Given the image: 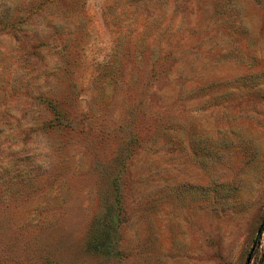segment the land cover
<instances>
[{"label":"rangeland","instance_id":"1","mask_svg":"<svg viewBox=\"0 0 264 264\" xmlns=\"http://www.w3.org/2000/svg\"><path fill=\"white\" fill-rule=\"evenodd\" d=\"M264 264V0H0V264Z\"/></svg>","mask_w":264,"mask_h":264},{"label":"water","instance_id":"2","mask_svg":"<svg viewBox=\"0 0 264 264\" xmlns=\"http://www.w3.org/2000/svg\"><path fill=\"white\" fill-rule=\"evenodd\" d=\"M251 261V256H249L248 260H247V264H250Z\"/></svg>","mask_w":264,"mask_h":264}]
</instances>
